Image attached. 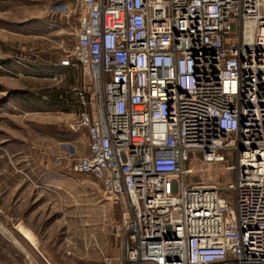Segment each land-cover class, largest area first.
<instances>
[{
	"label": "built area",
	"instance_id": "2783aa9c",
	"mask_svg": "<svg viewBox=\"0 0 264 264\" xmlns=\"http://www.w3.org/2000/svg\"><path fill=\"white\" fill-rule=\"evenodd\" d=\"M79 4L59 66L87 151L54 162L124 204L119 264H264V0ZM197 155L234 177L194 183Z\"/></svg>",
	"mask_w": 264,
	"mask_h": 264
},
{
	"label": "rangeland",
	"instance_id": "374dc122",
	"mask_svg": "<svg viewBox=\"0 0 264 264\" xmlns=\"http://www.w3.org/2000/svg\"><path fill=\"white\" fill-rule=\"evenodd\" d=\"M81 14L79 0H0V264H119L114 227L124 204L110 201L98 180L55 166L65 142L80 156L86 140L69 130L72 111L46 114L55 111L42 99L56 83L39 75L75 46ZM73 89L61 90L69 104ZM233 163L197 155L192 181L223 187Z\"/></svg>",
	"mask_w": 264,
	"mask_h": 264
},
{
	"label": "crops",
	"instance_id": "0c3cea01",
	"mask_svg": "<svg viewBox=\"0 0 264 264\" xmlns=\"http://www.w3.org/2000/svg\"><path fill=\"white\" fill-rule=\"evenodd\" d=\"M45 69H47V68H45ZM48 69H49L50 74H47L44 77H42V76L39 75V77L40 78H43V79H50V81H52L53 83H56V84H54L55 85L54 87H56V91L57 92H60V90L67 89V88L69 90L71 88H76V87L80 86L81 83H82V76H80V72H79L78 69H76V70L75 69H65V68H63V67H61L59 65L54 66L52 68L49 67ZM63 73H65L66 76H68V79H66V82H64L65 80L62 81V82H60V83H63L64 82V84L61 85L60 83L56 82L55 78L59 77L60 74H63ZM53 89L55 90V88H52L47 93H45V95L42 96V99L44 100L43 105L49 107V109H51V110H53L55 112H45V113L46 114H53V115H61V114L62 115H68L70 113V111H72L71 112L72 113L71 115H72V118H73V115L76 114L81 109V108H79V106H78V104L76 102L75 97L74 96L72 97L73 99H72V103L71 104H68L67 102L64 104L65 108H69V111H66V112L65 111H59L57 109L56 105H54L53 103H51L50 100H49V97H50L49 96V92H51ZM54 107H55V109H54ZM84 140H86L85 137H84ZM73 142H74L73 140L69 141V143H68L69 145L66 144L67 142H65L64 147H63V150L64 151L65 150H68V151L69 150L70 151H73L74 150L75 151L74 146H72L73 145ZM86 147H87V140H86ZM86 151H87V149H86ZM22 230H23V232L25 234V235H23L22 232L20 231V233L22 234V236L25 237L26 240L30 244H33L32 237L29 235V233L27 231H25L24 229H22ZM26 236L30 238V241L28 240V238ZM46 263L47 264H51L50 262L48 263L47 260H46Z\"/></svg>",
	"mask_w": 264,
	"mask_h": 264
},
{
	"label": "trees",
	"instance_id": "16d2710c",
	"mask_svg": "<svg viewBox=\"0 0 264 264\" xmlns=\"http://www.w3.org/2000/svg\"><path fill=\"white\" fill-rule=\"evenodd\" d=\"M49 96H50L49 97L50 102L56 105L59 111H69V108H65L64 106V104L66 102L68 103L69 99H71V97H69L70 96L69 93L63 92L61 90L60 92H57L56 90L53 89L51 92H49Z\"/></svg>",
	"mask_w": 264,
	"mask_h": 264
},
{
	"label": "bare ground",
	"instance_id": "6f19581e",
	"mask_svg": "<svg viewBox=\"0 0 264 264\" xmlns=\"http://www.w3.org/2000/svg\"><path fill=\"white\" fill-rule=\"evenodd\" d=\"M27 237V236H26ZM28 238V240L30 241V238L29 237H27Z\"/></svg>",
	"mask_w": 264,
	"mask_h": 264
}]
</instances>
